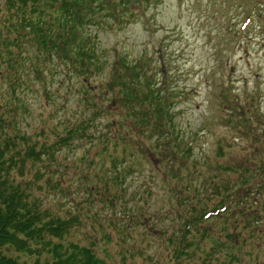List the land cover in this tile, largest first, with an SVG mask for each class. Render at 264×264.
Segmentation results:
<instances>
[{
  "label": "rangeland",
  "instance_id": "rangeland-1",
  "mask_svg": "<svg viewBox=\"0 0 264 264\" xmlns=\"http://www.w3.org/2000/svg\"><path fill=\"white\" fill-rule=\"evenodd\" d=\"M149 1L134 0L121 24L107 17L121 0L96 9L87 27L103 66L73 76L72 90L61 79L74 62L38 60L30 43L17 63L13 52L0 55L10 134L25 133L41 149L83 119L95 133L57 145L52 158L27 160L24 175L12 176L35 180L40 171L28 190L43 211L78 217L61 241L90 248L96 264H264V0ZM120 57L136 64L137 87L157 83L170 95L169 114L155 106L150 122L127 114L130 68ZM248 179L249 197L242 191L225 212L186 226ZM7 255L27 264L51 258Z\"/></svg>",
  "mask_w": 264,
  "mask_h": 264
},
{
  "label": "trees",
  "instance_id": "trees-1",
  "mask_svg": "<svg viewBox=\"0 0 264 264\" xmlns=\"http://www.w3.org/2000/svg\"><path fill=\"white\" fill-rule=\"evenodd\" d=\"M104 1L4 0L3 6L6 13L0 15V55L4 51L11 52V55L13 52L12 62L17 63L20 54H24L21 51L22 45L30 43L43 56L38 57V60L43 59L45 63H50L56 59L61 61L64 66L69 62H74L72 72H70L71 68L64 69L66 74L61 79V86L68 80L66 89L72 90L73 76L91 73L93 69L100 70L103 66V62L96 55L94 48L96 35L89 32L90 27L87 26L96 24L94 14L97 8L100 12L106 10L102 7ZM132 2L134 0H121V3H113L112 0L114 4L110 8L112 13L107 17H111L114 23L121 24L123 12L127 15L126 11L131 8L132 14H134V8L131 7ZM147 2L150 1L147 0ZM116 4L120 6V10L114 8L117 6ZM134 4L144 13L147 10V7L143 9L138 1H135ZM115 9L118 10V14ZM0 12H2L1 9ZM117 63H121L126 68L124 72L129 68L132 69V71L128 70V74L126 72L130 83L125 84L122 89V99L127 102V114H139L144 119L148 117L147 121L150 122L151 116L149 117V115L153 106L158 112L170 113L172 104L170 95L164 96L163 90L157 86V83L148 82L142 88L137 87L135 80L139 77V73L133 69L136 64L134 66L127 64L123 57H120ZM34 70L36 73L42 72L38 66H35ZM48 90L49 87L45 84L44 94L46 96L50 95ZM146 104H149L151 108H147ZM3 106L5 107V104H0V264H27L8 256L7 253L11 250L30 255L51 254L50 259L47 257L44 263L37 260L36 264H96L95 256L90 248L73 242L64 244L61 241L63 235L69 232L70 228L79 224L78 217L63 218L51 215L46 210L43 211L40 202H38L39 198L33 196L32 192L28 190L41 177L40 171L35 172V180L26 177L20 180L12 176L15 169H18L20 175L23 176L26 162L29 159L39 162L43 159V155L52 158L57 145L69 144L71 139L77 135L93 137L95 135L93 131V133L91 130L87 132L90 120L83 119L77 124L70 125L65 135L59 134L58 141L49 143L44 140L39 145L41 149H38L36 143H31V140L27 141L25 133L10 134L5 129L9 120L3 116ZM97 111H100L99 108L96 109V113ZM154 124H158L157 118ZM167 130L165 127L164 132L167 133ZM43 134L44 130L41 131V135ZM263 172L264 167L260 173ZM258 178L259 176L255 180ZM252 181L253 179H248L241 182L226 194L214 208L186 221V226L199 224L210 216L214 217L225 212L234 202L241 199L247 189H252ZM245 193L244 195L249 197V194ZM231 255L234 256L233 253Z\"/></svg>",
  "mask_w": 264,
  "mask_h": 264
}]
</instances>
